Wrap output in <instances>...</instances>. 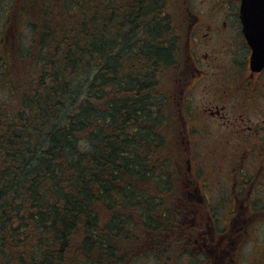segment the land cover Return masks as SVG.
I'll use <instances>...</instances> for the list:
<instances>
[{"label": "trees", "instance_id": "trees-1", "mask_svg": "<svg viewBox=\"0 0 264 264\" xmlns=\"http://www.w3.org/2000/svg\"><path fill=\"white\" fill-rule=\"evenodd\" d=\"M185 1L0 0L27 29L0 56V264H132L172 232L162 85Z\"/></svg>", "mask_w": 264, "mask_h": 264}, {"label": "flooded vegetation", "instance_id": "flooded-vegetation-1", "mask_svg": "<svg viewBox=\"0 0 264 264\" xmlns=\"http://www.w3.org/2000/svg\"><path fill=\"white\" fill-rule=\"evenodd\" d=\"M185 4V17L182 25L185 38L183 57L177 66L179 75L174 80L177 87L174 97L175 116L179 127L182 128L179 133L180 145L183 151L187 152L185 163L190 167V172H187L195 181L190 195H193L196 202L204 203L210 211L204 222H201L205 227L203 232L207 231L209 234L214 232L217 235L219 230L214 226L216 220L214 208L210 205L205 195L206 192H204L205 189L210 192L211 185H207L208 179H206L207 182L200 179L202 167L208 164L206 158L200 164L193 163L194 155L192 156V153L198 154V151L205 153L207 149L211 155L208 158L213 162L210 165L213 170L217 172L219 171L217 169L229 168L228 175H221L217 184L219 188L227 187L229 189L226 197L229 203L237 202L238 195L243 196L244 193L248 198L254 185L259 183L256 171L259 168H264V164L260 160L256 161L258 169L256 168L255 173L251 178L244 176L247 172L244 167L245 163H248L251 156H254L256 149H264V142H256L258 136H264V116L261 115L264 111V95L260 94V89L262 91L264 86V69L260 72L251 71L249 65L251 52L244 39L239 18L240 0H212L209 8L210 19L204 22L190 12L187 0ZM224 55L227 57L223 59ZM221 75L222 80H220ZM209 77L213 79V86L209 89V93L215 97L204 100L197 107L200 112L192 115L189 93L196 87H202ZM217 82L219 86L215 85ZM198 118L202 119L203 121H201L209 129L205 128L206 132L210 133V140L213 139L217 131L220 132L218 134L220 145H216L214 149H210V143L208 147L205 146L204 138L203 146L200 147L198 144L202 140L200 131L188 129L187 123L192 120L196 121ZM254 119L256 122H252ZM242 148L243 150H240L239 154L232 152ZM213 153L219 154L218 161H213ZM223 154L225 156H222ZM225 157L227 161L222 163ZM255 157L257 158L256 154ZM250 164L254 163L250 162ZM194 172H199V175ZM219 172V174H223V172ZM226 198L222 200L227 201ZM246 207L245 211L248 215L254 213L253 210L251 211L248 200ZM227 215L232 217L237 215L238 217L239 213L236 208H233L228 211ZM244 218L246 219L245 216ZM236 221L238 225V220ZM242 229L240 227L238 230ZM199 230L201 231L202 228L199 227ZM200 236L202 238L201 248L208 250V247H211L206 243L208 236L204 237V233L199 234V239ZM213 236L211 235L210 241L213 240ZM226 241V248L229 250L230 244L234 242L229 235ZM153 247L154 243L152 249ZM211 255L212 253H210ZM228 255L227 252V257ZM211 257L212 264H220L223 259L221 256H215V260L214 256ZM165 258L169 259V257ZM232 263L233 260L227 258L225 264Z\"/></svg>", "mask_w": 264, "mask_h": 264}, {"label": "rangeland", "instance_id": "rangeland-1", "mask_svg": "<svg viewBox=\"0 0 264 264\" xmlns=\"http://www.w3.org/2000/svg\"><path fill=\"white\" fill-rule=\"evenodd\" d=\"M175 1L178 2V4L181 2V0ZM211 3L212 0H187V7H189L192 14L199 17L204 22L210 19L209 8ZM6 4L8 5L7 1ZM5 6V4H0V39L3 40V43L0 41V56L5 54L6 50L8 53V51L11 52L13 51V48L18 47L19 43L16 35L19 32H22L24 37L27 34L25 24H20L16 19V8L8 11V9L4 8ZM180 15L184 16V11L181 12L180 10ZM24 45L27 46V44ZM226 57L227 55H224L223 59ZM178 75L179 69L176 66L174 72L167 74L165 83L162 85V90L167 98L169 108L171 106L170 109L172 110V115L175 114L174 97L177 93V87L174 80ZM220 80H222V75L220 76ZM212 83L213 79L212 77H209L202 87H196L194 90L190 91L189 96L191 98L192 115L200 112L197 107L198 105L200 106L204 100L215 97L213 94L209 93V89L213 86ZM215 85L219 86V83L217 82ZM262 89V91L260 89V94L263 96L264 86ZM5 90L6 88L0 84V102L7 100L5 97ZM261 115L264 116V111ZM201 120L198 118L196 121L192 120V122H188V129L190 128V130L195 129L200 131L202 135V140L198 142L200 147L203 146L204 138L205 146L208 147L210 143V149H214L216 145H220V137L218 135L220 132L217 131L213 139L210 140V133L206 132L205 128L207 127L205 123L202 122L203 120ZM252 122H256V120L254 119ZM172 127L173 129L170 131L171 135L167 143V145L170 146V152L166 149L169 153V157L167 156V151H165L162 155L164 157L166 156L168 165L171 166L170 168L173 167L177 174V177L174 178V185L176 186V189L174 193L163 195L164 207H162L163 204H161L159 212L160 214H163L166 209L170 211L168 214H173L174 217H177V219L174 220L175 226L172 227V232L168 235L164 236L163 233L158 234V231L151 237L147 235L148 237L146 236L147 239L145 241L141 240L137 242L138 244L142 243L140 245H135L132 249L136 251L135 255L139 256L134 262L131 261V257L128 258V261H131L132 264H212L211 256H214V260L215 256H221L223 259L220 264L227 263V258L233 260L232 264H264V168H259V170L256 171L257 167L255 164L256 161L259 160L262 164H264V149H256L254 156H251L252 158L249 162L244 165L245 170L248 172H246V175L244 176L251 178V176L255 173L254 171H256L258 173L259 183L254 185L253 191H250L248 198L245 193L243 196L238 195V201L234 203H229L228 198H226L229 193V189L227 187L219 188L217 185L221 175H228L229 168L217 169L223 172V174H219V171L216 172L213 170V168L210 167L213 162L208 158V156L211 155L208 153L207 149L205 153L201 151H198V154L192 153V156L197 155V157L193 156V163L196 162L200 164L201 161H204L206 158L208 164L207 166L202 167L200 179L205 182H207L206 179H208L207 185H211L210 192L206 189L204 192H206L205 195L208 198L210 205L214 208L216 219L214 226L219 230L217 235H215L214 232H210L209 234L207 231L203 232L205 227L201 223L208 217L210 212L209 207L205 206L204 203L196 202L193 195H190L195 181H193L191 176L188 175V172L186 173L184 170L186 166L185 159L187 152H184L181 148L182 146L180 145L179 133L182 131V128L179 127V123L176 119H174ZM191 139H193V137H191ZM256 142H264V136H258ZM240 150H243V148L239 149V151L232 152H237V154H239L241 152ZM253 150H255V148H253ZM255 154L257 155V158L255 157ZM222 156H225V154ZM219 158L220 156L218 153H213V161H218ZM226 161L227 159L225 157V160H222V163ZM250 162L254 164H250ZM193 168H195L194 165ZM194 173L199 175V172ZM242 179L245 178L242 177ZM149 194L152 195L151 192H149ZM223 198H226L227 201L222 200ZM247 200L251 207V211L253 210L254 212L253 214L248 215L245 211L247 209ZM233 208L238 210V217L237 215H233V217L227 215L228 211ZM153 215L156 218V222H160L159 225L162 226L163 222L160 215L155 216V213H153ZM243 215L246 217L247 221ZM236 220H238V225ZM199 227L202 228L201 231L199 230ZM240 227L243 229L239 231L238 229H240ZM140 232L144 231H137L138 234H140ZM203 233L204 237L208 236L206 242L207 245L211 246L208 247V250L201 248L202 238L200 236L199 239V234ZM211 235H214L212 241H210ZM228 235L231 236L232 241L234 242L233 244H230L229 250L226 248ZM152 242H154L152 251L157 254L156 256L146 253L150 250V244ZM166 250H169L172 254L170 259H166L163 255ZM227 252L229 254L228 257ZM210 253H212L211 256ZM187 254L196 256V259L191 261L188 258H185ZM198 255H203L205 257H199Z\"/></svg>", "mask_w": 264, "mask_h": 264}, {"label": "water", "instance_id": "water-1", "mask_svg": "<svg viewBox=\"0 0 264 264\" xmlns=\"http://www.w3.org/2000/svg\"><path fill=\"white\" fill-rule=\"evenodd\" d=\"M239 18L251 49V70L259 72L264 68V0H240Z\"/></svg>", "mask_w": 264, "mask_h": 264}]
</instances>
